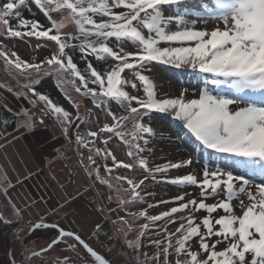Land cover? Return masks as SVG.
Masks as SVG:
<instances>
[{
	"label": "snow or ice",
	"instance_id": "6c2138e0",
	"mask_svg": "<svg viewBox=\"0 0 264 264\" xmlns=\"http://www.w3.org/2000/svg\"><path fill=\"white\" fill-rule=\"evenodd\" d=\"M26 10L33 18L24 17ZM37 13L44 23L34 18ZM69 25L78 31L64 32ZM0 29V37L5 39L35 38L34 52L54 45L47 56L25 60L0 44V58L30 81L21 85L16 98L39 113L37 119L30 109L3 105L5 113L24 115L18 126L24 129L22 135L35 134L38 126L47 127L46 120L54 121L64 144L78 153L80 168L93 188L99 183L111 189L112 180L117 181V192L123 184L129 186L123 191L131 192V200H121V206L145 203L153 195L145 191L149 183H168L180 189L168 210L157 215H149L147 210L132 214L134 219L149 221L135 240L126 241L133 253L140 252L141 237L150 227L163 236L151 241L156 253H143L142 260L137 255L136 264H161V254L162 264H173V256L174 264H264V0H0ZM77 52L83 68L75 60ZM90 57L100 66H94ZM156 64L191 70L203 84L198 98L187 99L186 90L176 97L158 96L151 77ZM45 75L54 77L58 91L71 86L75 98L65 95L69 108L55 102L50 93L38 91ZM85 98L110 122L82 131L93 118L99 125V117L91 109L80 114L78 101ZM157 114L181 122L210 157L230 162L240 174L207 164L195 171L192 158L153 164L152 145L163 139V130L157 129L165 118ZM3 119L8 126V115ZM128 124L131 128L122 131ZM114 138L127 146V161L118 159L110 147ZM37 144L40 156H64L63 144L57 147L47 138L38 139ZM98 159L104 161V176ZM137 168L142 177L112 175L117 169ZM182 168L188 171L169 177L172 170ZM39 175L18 174L13 183L0 170V225L11 227L13 221L3 211L11 209L19 224L12 234L18 238L25 227L19 223L24 209L17 207L9 191ZM76 198L69 194L66 203ZM155 206L158 204H148V208ZM119 223L133 230L123 217ZM27 227L28 235L42 229L56 234L46 247L31 252V257L41 258L40 264H44L45 253L60 245L67 253L83 249L86 256L63 255L55 264H111L87 237L47 216L29 221ZM101 232L103 224L94 223L92 235L99 239ZM117 232L126 239L123 228ZM105 235L113 238L111 233ZM25 239L20 242L27 253ZM31 257L24 256L25 264ZM8 264H16L11 249Z\"/></svg>",
	"mask_w": 264,
	"mask_h": 264
},
{
	"label": "rangeland",
	"instance_id": "374dc122",
	"mask_svg": "<svg viewBox=\"0 0 264 264\" xmlns=\"http://www.w3.org/2000/svg\"><path fill=\"white\" fill-rule=\"evenodd\" d=\"M189 7H198V5H189ZM32 12H36L35 8H32ZM171 14L170 11H166V15ZM25 18H33L31 16V13L29 11H24L23 13ZM38 20H40L42 23H44V18L37 13L34 17ZM57 19H60V17H56ZM15 23V21H13ZM2 31V29H0ZM66 33L74 34L78 30L75 28L74 25L67 26L64 30ZM38 43V41L35 38H27L25 37L23 40L21 39H5L3 37H0V44H4L7 46V50L9 51H15L22 59L25 60H31V59H38L40 57L47 56L49 54V48H54V45H48V46H42L40 50L35 51V46ZM78 53V52H77ZM94 59V58H93ZM95 60V59H94ZM80 63V62H79ZM187 72V73H186ZM151 77L154 80L156 86L160 88V90L163 92L166 90L165 81L167 80H174L176 83H180L179 86H176L174 89V93L177 92H190L192 95H188L190 98H198L199 92L203 87L202 81L198 78H196L192 72L188 71H180V70H174L169 65L164 64H156L153 67ZM30 81L23 78V76L16 74V70L10 68L5 61L0 58V86H16V89L18 87H21V85L28 84ZM186 85V86H185ZM67 88V91H65V88H61V90H57V87L54 86V77L45 75L42 77V83L38 87V91L51 94V98L59 103L60 105L65 107V95H71L73 98H75V93L72 91L71 86H65ZM143 95L142 91L139 93ZM80 102V108L82 109L81 115L83 116L85 114V109H91L95 116L99 117V125H97L95 118H93L87 127L82 126L81 130L86 132L89 129L95 130L98 126H103L105 123L110 122V118L106 117L105 113L103 111L97 110L93 107L92 103L88 99H82L79 100ZM1 106L0 104V121H1ZM31 112L34 114H38L37 108L31 106ZM119 112L120 110L117 109ZM123 114V113H120ZM164 116L165 118L162 120L164 124L167 125L166 131H163V139L156 140L152 147L154 148L153 154H152V163H164L166 161H172V159L175 157V149H172L170 151L171 153L168 154H157L160 153V150L165 145H168V143H173L174 146L178 147H186V155L183 156V152L181 151V158L193 159V166L192 169L195 171H199L200 166L202 164H207L209 167L212 168H219L221 170L225 171H233L234 174H240L239 169H234L231 167L230 162L220 160L216 157H210L209 151H206L202 149V147L198 144V142L195 141V138L182 126V123L175 120L174 118L167 116L166 114H157ZM37 116V115H35ZM48 123H52L53 121H48ZM153 125H155L157 122L154 120L152 121ZM1 124V123H0ZM131 128V124H128L127 128H122V131H128ZM158 131V129H157ZM181 131V132H180ZM19 132V131H17ZM2 135V133H1ZM172 135H176L175 137L178 139V142H175L172 140ZM128 139H131V136L127 137ZM7 142L4 139L0 140V154H2L1 158L3 159L4 163L7 164L6 159V153L10 150L12 153L11 160L12 163L9 164V168L13 173L16 174L15 167H18L20 162L16 155L15 150H12V145L6 146ZM17 145H14V148ZM100 147H103L101 144ZM110 147L113 149L115 155L118 159L127 161V146L118 142L115 138L110 142ZM17 148V147H16ZM85 151V150H84ZM19 152V151H18ZM70 150H68L69 155ZM21 155L24 164H27L28 169H30L31 163L29 162V158L26 156V153L20 149ZM75 159V158H74ZM76 160V159H75ZM63 161V160H62ZM85 160L84 162H86ZM109 163V161H108ZM30 164V165H29ZM62 164L65 166V171L59 170V172L63 173V176L66 175L65 183L70 186H75L76 190H81L84 188V183L89 187L90 194H86L83 198L81 197L77 202L73 204V207L77 208L78 210L68 212L65 215L64 219L56 220L60 225H62L65 228H71L76 231H79L83 236L87 237L89 239L90 244L92 247L103 257H105L107 260L111 262V264H136V256L139 255V258L143 259V253H147L149 256H152L156 253L157 249L154 245L151 244L152 240L156 239H162V235H157L154 227H150L146 231V235L141 237V243L142 248L140 249L139 253H133V251L126 247V241L135 240L140 232L143 230L142 225L145 223H149L144 218H138L134 219L133 215L134 213H138L142 210H147L149 215H157L160 214L163 211L168 210L170 207L174 206L171 201V196H176L180 189L177 186L170 185L168 183H149V186L145 191L153 193L151 197L148 198V200L145 203H129L125 206H121L120 201L121 200H131V192H124V188H129V186L125 183L123 184V187L120 192L116 191L117 188V181L112 180L113 187L110 189L105 185H101L97 183L94 188L89 184L88 179L86 178L84 172L81 170L80 165L78 161L76 160L74 163L72 161L68 160L67 162L64 160ZM86 164V163H85ZM98 164L100 165V173L102 176L106 175L105 168H104V161L102 159H98ZM13 168V170H12ZM179 170V169H178ZM173 171V170H172ZM61 173V174H62ZM74 175H70V174ZM171 173V172H170ZM170 173L168 174L170 177ZM127 175L129 177L131 176H138L142 177L143 172L139 168L133 169V170H115L112 175ZM85 178V181L83 179ZM73 181V182H72ZM259 182V180H257ZM87 189V188H86ZM92 190V191H91ZM102 193V195L99 194V192ZM109 191V193L113 192L112 195V202L106 201V193ZM190 192L195 193L194 188H189ZM95 195L96 197H99V204H93L90 202H85L89 197ZM160 201H169V203H159ZM148 204H154L158 206L148 208ZM104 208L105 210L103 212L97 211L98 208ZM5 214H9L10 209H3ZM239 211V209H237ZM44 212V211H43ZM199 215V214H198ZM123 217L125 220L128 221V223L132 226V231L128 230L127 225H123L119 223L120 218ZM54 220V219H51ZM50 220V221H51ZM93 220V222L89 225V221ZM100 222L103 224V231L105 229H108V231L113 235L112 239H109L107 241L108 245L110 246L109 249H105L103 243L101 242V238H103V232L100 234V238L96 239L95 236L92 235V228L90 227L93 225V223ZM117 222V223H113ZM22 224V222H19ZM25 225V224H24ZM19 227V224L17 222H13L10 228L4 227L3 225H0V264H8V257H9V249H11V256L15 258L16 264H19L20 261L23 259V247L20 242V238L26 235L29 232V228L26 227L25 230L21 231L19 233V238H14V235L11 233L13 228ZM175 227V226H170ZM117 228H123L124 233H127L126 239L123 235V233L117 232ZM11 235H8L10 234ZM32 236V235H31ZM31 236L28 237L26 240L27 248H28V241L31 238ZM2 238V239H1ZM5 238L9 240L7 244L4 242ZM3 245L5 248H3ZM6 245V246H5ZM47 246V245H46ZM45 246V247H46ZM44 248V247H43ZM63 245H60L56 248L55 251L48 252L44 254V258H49L53 260V264H55V261L57 257L63 256V255H73V256H86L83 249H79L78 253H67L62 251ZM28 249L27 254L30 255L31 252ZM33 258H40V257H33ZM173 264L175 260V256L171 257ZM31 260V259H30ZM41 260V258H40ZM161 264L163 262V255L161 254L160 257ZM23 264V263H22ZM30 264V262H29Z\"/></svg>",
	"mask_w": 264,
	"mask_h": 264
},
{
	"label": "crops",
	"instance_id": "0c3cea01",
	"mask_svg": "<svg viewBox=\"0 0 264 264\" xmlns=\"http://www.w3.org/2000/svg\"><path fill=\"white\" fill-rule=\"evenodd\" d=\"M7 89H10L11 91H8ZM21 90V87H18L16 89V86H0V104L6 103L8 107L14 110H31V107L27 103V101L23 99L18 100L16 98V93L20 92ZM65 108H69V101L67 99L65 101ZM79 111L81 114L82 109L80 108ZM32 114L37 115L36 118L39 119L38 114ZM24 119L25 117L23 114H20L18 116L17 127L13 132H8L3 127L2 122L0 121V140L4 139L7 142V147L12 145V150H15L20 162L19 166L15 167L16 174L13 173L8 167L9 164L12 163V153L10 152V150L7 151L6 149V155L4 156H6L7 164L4 163L3 159L1 158L2 154H0V170L6 172L13 183L15 182V178L18 174L24 175L28 172L40 173V175L35 179L26 181L24 185H18L16 188L10 189L9 191V195L11 196L12 200L16 202L17 207L24 209L22 220L20 221L22 222V224H25L23 230L26 229L29 221H36L41 216H47L49 220L54 219L51 220V222L58 223L56 220L64 219L66 213L72 211L76 212L78 210V207H73V204L77 202V200H79L81 197L83 198L84 196H86V194H90L89 187L85 185V183L84 188L75 191V186H70L65 183L66 175L63 176V173L59 172V170L65 171V166L62 164L64 160L66 162L70 160L72 161V163H74L76 160L78 161V153L74 152L71 145L64 144L63 137L61 136V132L57 124L54 121L52 123H48L46 120L45 123L47 127L38 126L35 134L25 133L22 135V133H24V129L18 126L23 123ZM43 138H47L48 142L56 144L57 147H61V145L63 144L64 156L61 157L59 156V154H45V156L38 155L40 152V148L37 144V140ZM14 145H17V148H14ZM20 149H22L26 153V156L29 158V162L31 163L30 169H28L27 164H24V161L21 157V155L23 154H20ZM68 150H70L69 155ZM84 155L85 157L87 156L86 150L84 151ZM85 163L87 164V161ZM109 164H111V161H109ZM83 181H85V178L83 179ZM86 188L88 189L87 191ZM107 193H109V191H107ZM69 194L77 198L72 200L71 203H66V201L69 199ZM99 194L102 195V193L100 192ZM94 197L96 196L93 195L82 203H93L92 199ZM25 205H27L26 208ZM61 205H63V207H60ZM53 208L56 209L55 213L50 211V209ZM10 212L11 213L6 214L8 219L16 222V217L12 214L11 209ZM92 222L93 220H90L89 225ZM93 225H91L90 227H93ZM11 233L8 235H11ZM55 235L56 234L54 232L48 229H42L34 232L28 241V249H30L29 251L32 252L42 249L48 243H50L52 237H54ZM14 238H16V236H14L13 239ZM4 242L7 244L9 240L5 238ZM3 248H5L4 245ZM22 263L24 264V259H22L19 264ZM30 264H40V258L32 257L30 260ZM44 264H53V260H51L50 257L46 258L44 259Z\"/></svg>",
	"mask_w": 264,
	"mask_h": 264
},
{
	"label": "bare ground",
	"instance_id": "6f19581e",
	"mask_svg": "<svg viewBox=\"0 0 264 264\" xmlns=\"http://www.w3.org/2000/svg\"><path fill=\"white\" fill-rule=\"evenodd\" d=\"M171 68L172 69H174V70H182L183 71V69H176V68H174V67H172L171 66ZM185 71V70H184ZM186 71H188V72H191V70H186ZM187 73V72H186ZM180 85V83H176L174 80H167V81H165V86H166V90L165 91H161L160 90V88H159V86L156 88V90H157V94H158V96H160V97H164V96H168V97H176V96H179L180 94H181V92H177V93H174V89L176 88V86H179ZM181 86V85H180ZM186 86V85H185ZM189 93L190 92H186V98L187 99H189L190 97V95H192V94H190L189 95ZM189 95V96H188ZM157 122V121H156ZM159 128H158V131H161V130H163V131H166V128H167V125L166 124H164L162 121H160L159 122ZM181 132V131H180ZM176 136V135H175ZM174 135H172L171 137H172V140L173 141H175V142H178V139L175 137ZM174 143V142H173ZM173 143H168V145H165L164 147H162L161 148V150H160V153H157V154H161V155H163V154H168V153H171L170 151L172 150V149H175L174 150V152H175V157L172 159V161L173 162H176V161H181V160H184L183 158H181V151L183 152L182 154H183V156L184 155H186V152H187V150H186V147L184 146L183 148L182 147H178L177 146V144H176V146H174V144ZM172 152H173V150H172ZM195 170V169H194ZM188 171V169L187 168H182V169H175V170H173L171 173H170V177H173V176H176V175H180V174H184V173H186ZM172 197H175V196H171V198Z\"/></svg>",
	"mask_w": 264,
	"mask_h": 264
},
{
	"label": "water",
	"instance_id": "95a60500",
	"mask_svg": "<svg viewBox=\"0 0 264 264\" xmlns=\"http://www.w3.org/2000/svg\"><path fill=\"white\" fill-rule=\"evenodd\" d=\"M3 105H5V104H2V106H1V122H2V125H3V127H4L8 132H13V131L16 130V127H17V119H18V117L14 116V115H12V114L5 113L4 110H3ZM5 115H8V126H5V123H4V119H3V117H4ZM32 234H33V233H32ZM29 236H31V235H28V233H27L26 235H24L23 237H21V238H25V237H26V239H25V244H26V245H27L26 240L28 239ZM22 247H23V256L27 255V256L31 257V254L28 255L27 253H25V251H24V245H22ZM31 258H32V257H31ZM31 258H30V259H31ZM104 258H105V257H104ZM23 259H24V257H23ZM29 262H30V260L28 261V264H29ZM24 264H25V261H24Z\"/></svg>",
	"mask_w": 264,
	"mask_h": 264
},
{
	"label": "built area",
	"instance_id": "2783aa9c",
	"mask_svg": "<svg viewBox=\"0 0 264 264\" xmlns=\"http://www.w3.org/2000/svg\"><path fill=\"white\" fill-rule=\"evenodd\" d=\"M48 121H52V120H48ZM113 193L114 192H111V193H107L106 194V201L107 202H112L113 200H112V195H113ZM92 201H93V203H95V204H99V197H94L93 199H92ZM105 233H110L109 231H108V229H105L104 231H103V238H101V242L103 243V245H104V248L105 249H109V245H108V243H107V241L109 240L108 239V237L105 235Z\"/></svg>",
	"mask_w": 264,
	"mask_h": 264
},
{
	"label": "trees",
	"instance_id": "16d2710c",
	"mask_svg": "<svg viewBox=\"0 0 264 264\" xmlns=\"http://www.w3.org/2000/svg\"><path fill=\"white\" fill-rule=\"evenodd\" d=\"M90 59H92V62H93V64H94V66H97V67L100 66V63H99L98 61L94 60V59L91 58V57H90ZM75 60H76V62L78 63V66H79V67L83 68V67L85 66V65H84V62H83L82 60H80V58H79V53H76V54H75ZM79 62H80V63H79Z\"/></svg>",
	"mask_w": 264,
	"mask_h": 264
}]
</instances>
